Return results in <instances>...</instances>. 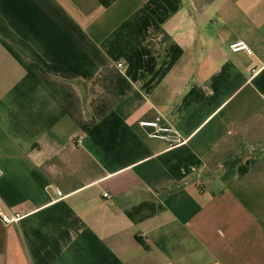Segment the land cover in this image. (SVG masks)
<instances>
[{
	"label": "crops",
	"instance_id": "0c3cea01",
	"mask_svg": "<svg viewBox=\"0 0 264 264\" xmlns=\"http://www.w3.org/2000/svg\"><path fill=\"white\" fill-rule=\"evenodd\" d=\"M0 166V264H264V0H0Z\"/></svg>",
	"mask_w": 264,
	"mask_h": 264
},
{
	"label": "built area",
	"instance_id": "2783aa9c",
	"mask_svg": "<svg viewBox=\"0 0 264 264\" xmlns=\"http://www.w3.org/2000/svg\"><path fill=\"white\" fill-rule=\"evenodd\" d=\"M230 49L232 52H246L249 55H252L253 52L249 48V46L243 42L238 41L230 45ZM119 67L122 68L123 64H119ZM162 118H157L153 121H142L140 122V126L144 129L151 130L149 132V137L152 139H158L165 141L169 144L170 147H178L184 143L182 137L177 133V131L171 125H162ZM74 143L77 146H81L84 143L83 137H77L74 140ZM4 176V171L0 166V179ZM58 195H61L59 192ZM104 197L110 198L109 194H104ZM22 216L19 214H12L11 212H7L5 206L3 205L0 199V220L5 225L17 224L20 222Z\"/></svg>",
	"mask_w": 264,
	"mask_h": 264
}]
</instances>
